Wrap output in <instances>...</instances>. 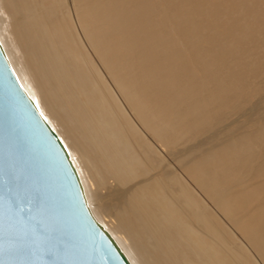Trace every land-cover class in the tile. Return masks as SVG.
Instances as JSON below:
<instances>
[{
  "label": "bare ground",
  "instance_id": "bare-ground-1",
  "mask_svg": "<svg viewBox=\"0 0 264 264\" xmlns=\"http://www.w3.org/2000/svg\"><path fill=\"white\" fill-rule=\"evenodd\" d=\"M0 44L131 264H264V0H0Z\"/></svg>",
  "mask_w": 264,
  "mask_h": 264
},
{
  "label": "water",
  "instance_id": "water-1",
  "mask_svg": "<svg viewBox=\"0 0 264 264\" xmlns=\"http://www.w3.org/2000/svg\"><path fill=\"white\" fill-rule=\"evenodd\" d=\"M9 161L40 193L45 218L66 256L59 264H131L91 213L66 147L21 85L0 44V167ZM4 195L0 173V197ZM5 242L0 236V243ZM0 264L40 262L3 260Z\"/></svg>",
  "mask_w": 264,
  "mask_h": 264
},
{
  "label": "snow or ice",
  "instance_id": "snow-or-ice-1",
  "mask_svg": "<svg viewBox=\"0 0 264 264\" xmlns=\"http://www.w3.org/2000/svg\"><path fill=\"white\" fill-rule=\"evenodd\" d=\"M0 173L5 184V195L0 197V236L6 239L0 243V261L59 264L65 260L62 246L45 218L40 193L31 186L29 178L10 161L0 167Z\"/></svg>",
  "mask_w": 264,
  "mask_h": 264
},
{
  "label": "rangeland",
  "instance_id": "rangeland-1",
  "mask_svg": "<svg viewBox=\"0 0 264 264\" xmlns=\"http://www.w3.org/2000/svg\"><path fill=\"white\" fill-rule=\"evenodd\" d=\"M11 65V64H10ZM12 67V66H11ZM13 69V68H12ZM15 73V72H14ZM17 76V75H16Z\"/></svg>",
  "mask_w": 264,
  "mask_h": 264
}]
</instances>
